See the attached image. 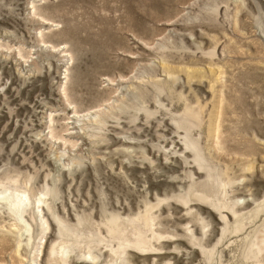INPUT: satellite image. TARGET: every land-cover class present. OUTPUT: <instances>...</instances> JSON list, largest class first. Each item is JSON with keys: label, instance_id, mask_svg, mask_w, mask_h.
<instances>
[{"label": "rangeland", "instance_id": "1", "mask_svg": "<svg viewBox=\"0 0 264 264\" xmlns=\"http://www.w3.org/2000/svg\"><path fill=\"white\" fill-rule=\"evenodd\" d=\"M0 197V264H264V0H0Z\"/></svg>", "mask_w": 264, "mask_h": 264}, {"label": "bare ground", "instance_id": "2", "mask_svg": "<svg viewBox=\"0 0 264 264\" xmlns=\"http://www.w3.org/2000/svg\"><path fill=\"white\" fill-rule=\"evenodd\" d=\"M0 199H2L1 197H0ZM8 200V199H7ZM25 200H28L27 198H25ZM26 203V202H25ZM23 204V202L21 201L20 203H19V206H21ZM18 205L17 204H15L14 205V207H12L13 209L14 208H16ZM11 208V207H10ZM22 208V207H21ZM17 209V208H16Z\"/></svg>", "mask_w": 264, "mask_h": 264}]
</instances>
